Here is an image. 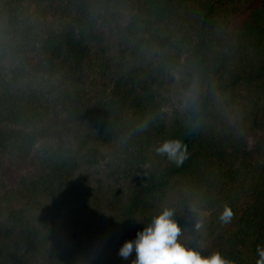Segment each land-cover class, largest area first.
<instances>
[{
    "label": "trees",
    "instance_id": "16d2710c",
    "mask_svg": "<svg viewBox=\"0 0 264 264\" xmlns=\"http://www.w3.org/2000/svg\"><path fill=\"white\" fill-rule=\"evenodd\" d=\"M0 153L25 167L0 174V264H131L164 207L190 246L256 264L264 0H0Z\"/></svg>",
    "mask_w": 264,
    "mask_h": 264
},
{
    "label": "clouds",
    "instance_id": "9594fccd",
    "mask_svg": "<svg viewBox=\"0 0 264 264\" xmlns=\"http://www.w3.org/2000/svg\"><path fill=\"white\" fill-rule=\"evenodd\" d=\"M198 95L195 84L185 92V103L194 104ZM158 155H166L178 166L186 159V145L179 139H169L156 146ZM190 210L197 213L194 228L197 232L205 229L206 212L198 204L190 205ZM233 210L227 204L220 213L221 222L230 223ZM182 228L175 219V210L164 207L151 222L139 231L134 240H127L119 249V255L128 259L133 251L135 259L131 264H234L219 251L203 254L200 247H192L180 239ZM256 264H264V246H256Z\"/></svg>",
    "mask_w": 264,
    "mask_h": 264
},
{
    "label": "rangeland",
    "instance_id": "374dc122",
    "mask_svg": "<svg viewBox=\"0 0 264 264\" xmlns=\"http://www.w3.org/2000/svg\"><path fill=\"white\" fill-rule=\"evenodd\" d=\"M32 168V167H31ZM25 170V167L21 165L14 158L9 157L6 154L0 153V174L1 176L8 181V184H15L16 179L21 176L22 172ZM95 170L88 171L82 168L77 174V180H84V178H92V174ZM56 223H59L60 220H54Z\"/></svg>",
    "mask_w": 264,
    "mask_h": 264
}]
</instances>
